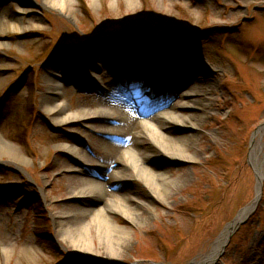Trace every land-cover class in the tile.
<instances>
[{
  "label": "rangeland",
  "instance_id": "374dc122",
  "mask_svg": "<svg viewBox=\"0 0 264 264\" xmlns=\"http://www.w3.org/2000/svg\"><path fill=\"white\" fill-rule=\"evenodd\" d=\"M72 6L74 15L69 16L42 0H0L4 13L19 14L16 8L27 12L18 16L27 32L16 34L14 41L2 35L9 45L0 48V67L11 64L8 55L17 67L0 69V133L21 146L31 161L18 167L0 158V264H189L202 258L257 196V163L251 151L262 128L258 137L264 152V0H74ZM87 48L99 56L100 70L86 68ZM54 64L64 77L61 100L68 108L95 111L100 88L108 87L102 78L118 81L122 76L128 79L131 97H144L136 99L148 116L181 101L180 92H170V101L151 104L161 92L155 85L169 78L173 85L179 65L190 72L205 69L212 76L207 82L215 91L204 97L215 105L200 125L204 150L198 146L197 159L184 164L189 180L161 198L160 206H151L139 226L133 227L124 214L115 218L117 228L132 241L122 262L70 260L50 200L41 190L46 177L52 196L64 186L63 171L54 165L58 158L73 162L57 148L67 143L65 137H76L92 164L102 162L108 152L97 146L91 123L57 128L48 121L42 97L45 76ZM175 130L178 135L187 132ZM56 131L60 133L52 136ZM46 164L51 170L44 169ZM166 165L170 175L182 166ZM115 185L140 193L145 189L135 180ZM251 209L214 264H264V180L262 196ZM10 221L15 222L12 230ZM7 245L11 256L4 260Z\"/></svg>",
  "mask_w": 264,
  "mask_h": 264
},
{
  "label": "bare ground",
  "instance_id": "6f19581e",
  "mask_svg": "<svg viewBox=\"0 0 264 264\" xmlns=\"http://www.w3.org/2000/svg\"><path fill=\"white\" fill-rule=\"evenodd\" d=\"M73 2L74 0H42L46 7L58 9L69 16L74 15ZM16 9L19 14L14 10L15 15H9L0 7V26L3 31L0 32V48L9 45V42L2 40V35L5 34L14 41L16 34L27 32L19 24L24 18L18 19L21 13L27 12L25 9ZM28 32L34 33L36 30ZM88 49L86 55L89 61L86 62V68L100 70L96 63L99 56L97 57L91 48ZM12 59L13 56L8 55L7 62L11 64H5L0 69L14 70L17 62ZM56 66L57 64L52 65L45 76L46 92L42 97V108L49 116L48 121L57 128L69 127L70 124L87 126L91 123L90 130L96 136L97 146H105L108 152L102 157V162L92 164L86 151L79 148L80 141L73 136L65 137L67 143L60 144L57 148L67 153L73 162L58 158L54 165L56 166L54 168L63 171L60 176L65 180L64 186L60 185L56 190V196H52L50 193H54V190L46 191L49 182L46 177L41 184V190L45 198L50 200L49 204L60 230L59 238L67 244L71 254L70 260L78 257L85 260L106 258L119 263L122 262L120 260L126 259V252L132 241L126 233L117 228L118 222L115 223V218L124 214L133 227L139 226L148 219L151 206H160L161 198L167 199L172 190L181 188L189 180L184 164L197 159L198 146L203 149L201 140L203 132L200 125L209 118L206 110L215 105L214 101H210L204 95L213 94L215 85L207 82L212 76L209 77L205 69L190 72L185 66L179 65L180 76L172 80L173 85H170V78L155 85L161 88V92L159 95L157 93V97L153 99L154 103L151 101V104L161 106L170 101L169 94L176 95L178 92L181 94V101L170 110L154 112L155 114L148 116V111L139 107L136 99L138 97L139 100H143L144 97L140 94L135 98L130 96L126 77L120 76L117 81L102 76L108 87L100 88L101 97L96 110L89 111L85 108L72 110L61 100L65 88L64 84L61 85V79L64 80V77ZM145 66L151 65L145 61ZM206 82L208 86L204 89L202 85ZM42 125L39 123V127H43ZM177 128L185 129L187 132L178 135L175 130ZM261 131L262 128L257 130L255 136L257 139L253 141L251 151V158L257 163L259 182L264 180L263 144L258 137ZM58 133L60 132L56 131L52 136ZM0 158L18 167L31 162L21 146L7 140L1 133ZM161 159H165L167 164L179 162L182 166L170 175V167L162 163ZM44 169L51 170L48 164ZM173 175L179 177L173 178ZM132 180L144 184L145 189L142 193L115 185L119 181ZM259 190L260 185L257 186V194ZM252 206L244 208L239 213L206 255L189 264H213L228 234L248 214ZM79 217L86 219L79 221L77 219ZM10 222L12 230L15 222ZM3 235L6 238L8 236L4 233ZM10 256V246H4L2 258L8 260Z\"/></svg>",
  "mask_w": 264,
  "mask_h": 264
},
{
  "label": "water",
  "instance_id": "95a60500",
  "mask_svg": "<svg viewBox=\"0 0 264 264\" xmlns=\"http://www.w3.org/2000/svg\"><path fill=\"white\" fill-rule=\"evenodd\" d=\"M259 130V129H258ZM257 177H258V186L260 185V190L258 191V194H257V196H256V198H255V201H254V203L255 204H253V206H256L257 205V203L259 202V200H260V198H261V196H262V190H263V182L261 181V182H259V173H258V175H257ZM252 211V209L249 211V213ZM249 213L240 221V222H238L237 223V225L232 229V231L228 234V236H227V238H226V241L224 242V244H223V246H222V249L220 250V253L223 251V249H224V247H225V245L228 243V241H229V238H230V236H231V234H232V232L234 231V230H236L239 226H240V224L242 223V222H244V221H246V219H247V217H248V215H249ZM237 218V217H236ZM235 218V219H236ZM234 219V220H235ZM233 220V221H234ZM232 221V222H233ZM219 253V254H220ZM217 261V259L214 261V263ZM213 263V264H214Z\"/></svg>",
  "mask_w": 264,
  "mask_h": 264
}]
</instances>
